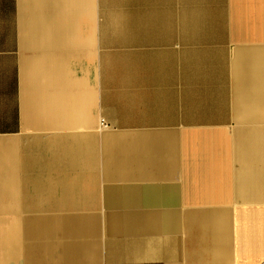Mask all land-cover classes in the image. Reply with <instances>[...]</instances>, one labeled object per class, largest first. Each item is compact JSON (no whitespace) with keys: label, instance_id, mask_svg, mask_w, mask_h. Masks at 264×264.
Returning <instances> with one entry per match:
<instances>
[{"label":"crops","instance_id":"crops-1","mask_svg":"<svg viewBox=\"0 0 264 264\" xmlns=\"http://www.w3.org/2000/svg\"><path fill=\"white\" fill-rule=\"evenodd\" d=\"M124 1L0 0V264H264V0ZM112 52L154 72L103 97Z\"/></svg>","mask_w":264,"mask_h":264},{"label":"rangeland","instance_id":"rangeland-1","mask_svg":"<svg viewBox=\"0 0 264 264\" xmlns=\"http://www.w3.org/2000/svg\"><path fill=\"white\" fill-rule=\"evenodd\" d=\"M111 1H113L112 4H114L116 6H118V4H120L119 0H111ZM131 2H132L131 0H125L124 1V3L127 4V6H128V12L134 13V9L130 8V7H132ZM192 15L197 16L196 14H192ZM193 19H195V17H193ZM195 20H198V19H195ZM107 23H108V27L111 26V22L108 21ZM111 27H109V30ZM193 51H195V52L200 51V48H193ZM122 54L124 55L125 53H122ZM146 54H149V53H146ZM161 54L163 55V57L161 55V58H162L161 70H163L164 83L169 85L166 87V88H168L167 90H171L172 89V86H171L172 79L174 78V75H176L175 72H177V69H176L177 65H175L173 63L175 62L177 57L172 52H170L166 49L163 50ZM101 55H102V57H101V61H100V71H101V77L104 78L103 79L104 80L103 81L104 82V84H103L104 93L102 94L103 97L104 96L107 97L108 94H110L111 92H114V91H116V93L122 92V91L124 92L126 87L128 86V85H125V83H124V81H125L124 77L128 73L132 74L134 76L135 75L145 76V75H151L154 72V70H153L154 67H152V66L145 65L144 67L142 66L140 68L137 66L135 60H139L140 57L142 58L143 54L140 56L136 52H130L129 53L130 57L127 54H125L126 58H125V63H124L121 61L122 55H120V52H112V53L108 54L110 56L109 64L107 63L108 62L107 54L103 53ZM149 55H150L149 59L154 58V56H155L154 54H151V52ZM128 58H130L131 64H134V66H132L130 69L126 68V70L124 71V68L126 65V60L128 61ZM194 58L196 60H198V59L201 60L202 57H201V55H196V56H194ZM181 60H182V58H181ZM196 62L197 63L195 64V60H194L193 63L188 67V69L190 70V76H189L190 79H188L189 83L186 84L185 80L184 81L182 80V83H181L183 85L182 89H184L185 92H189V95L187 93L185 95V98H184L185 102L184 103H186V105H188V106H192V109H193L192 111H193V113L194 112L197 113V116H196L197 118L206 119L205 111H206L207 105L210 104L211 102L215 104L218 100L221 101L218 97L219 93L217 90V87H219V86H218V84L217 85L214 84L215 82H213L212 77H210V80H211L210 84H212V87H213L211 92H210V87L208 88V86H206L204 83V80H205L204 75L205 74H203L202 68L204 67L205 63L203 61H196ZM182 66L183 65L180 64V67H182ZM194 67L199 69V73L195 72ZM128 70H130V71H128ZM171 72L173 74H171ZM129 74H128V76H129ZM110 78H111V85L108 84V81ZM133 85H140V84L135 83ZM142 85L145 86L146 83L145 84L142 83ZM108 86L111 87V91H109ZM112 88H113V91H112ZM110 96H112V93L110 94ZM169 102H170V104L167 106V110L172 109V107H173V103L171 101H169ZM169 113L170 112H167L168 116H169ZM103 118L108 120V117H106V116H104ZM86 120L89 123V119L87 117H86ZM103 125H106V123L104 122ZM106 127H109V125H107ZM109 129H111V127ZM21 220H22L21 218L16 219V220H12L14 222L15 229L17 232V245H18V242H20V244H21V239L19 241L20 232H21V229H20ZM3 221L4 220H0V222H1L0 228H2V224H3L2 222ZM23 225H24V220H22V228H23ZM23 232H24V229H22V235L24 234ZM59 237L60 236H59L58 232L56 231V233L53 234L52 239L59 238ZM0 243H1V240H0ZM17 249L19 250V245H18ZM18 250L14 256L13 262H15V264H18V261L20 260V259L18 260V256H19ZM57 250L58 251L56 252V254H58L60 251L59 249H57ZM23 253L26 255L29 254L33 258L35 256V254L38 256H41L43 254V250L39 249V247L37 246V247H34L33 249L29 250V252L27 250H24ZM23 260H24L23 264H27V261L25 260V258H23Z\"/></svg>","mask_w":264,"mask_h":264}]
</instances>
